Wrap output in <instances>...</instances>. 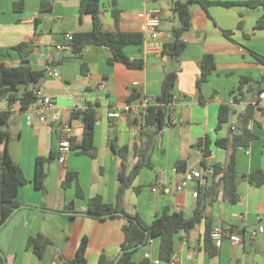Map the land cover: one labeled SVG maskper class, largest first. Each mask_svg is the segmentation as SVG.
I'll return each mask as SVG.
<instances>
[{
	"label": "crops",
	"instance_id": "crops-1",
	"mask_svg": "<svg viewBox=\"0 0 264 264\" xmlns=\"http://www.w3.org/2000/svg\"><path fill=\"white\" fill-rule=\"evenodd\" d=\"M19 0H0V63L8 67L21 64L15 46L28 43L29 61L34 70L44 72L37 88L43 90L55 104L44 111L46 121L33 117L31 125L27 115L32 111L13 114L10 131L13 140L9 152L21 167L28 183L21 186L18 201L21 209L0 228V263L2 264H69L77 255L83 239L87 237V264H100L105 256L108 261L117 259L124 241L122 218L100 220L88 213L90 199L100 196L107 203L116 201L118 173L122 166L120 157L111 144L129 147L127 170L129 173L138 158L135 148L141 143V120L133 116L112 122L109 111L127 102H137L143 95L154 100L161 94L167 73H176L175 103L172 116L153 138L154 146L148 157L151 167H144L124 196L127 213L138 215L147 225L169 208L193 217L201 201L195 198V185L178 191L177 186L187 169L203 172V181L209 184L211 166H224L228 152L214 145L217 139L228 138L239 128V122L248 106L254 107L250 129L257 135L248 148L237 152L239 201L230 204L222 193L215 201H206L205 216L213 227L221 225L227 232L244 236L241 244L224 241L217 248V255L210 257L205 250L204 238L207 221L175 236L177 260L159 264H264V234L251 239L252 230L264 227V185L251 184L246 176L256 171L264 172V63L259 62L249 50L264 56V26L257 29L264 18V8L243 5L224 7L213 5L207 10L190 5L191 28L185 34L186 48L173 60L162 53L164 44L173 41L172 31L182 25L174 11L176 2L186 0H103L100 18L103 29L140 34L143 42L128 45L125 54L132 60H141L142 69H131L125 64L109 63L111 52L101 46L88 45L80 55L67 48L66 36L90 32L92 17L81 15L79 0H48L52 12L41 14L42 0H23V11L14 10ZM214 2H246L251 0H212ZM157 9L161 13L159 37L145 41L141 30L140 15ZM230 32V38L225 35ZM62 46L61 50L56 47ZM215 58L217 69L209 80L197 87L204 56ZM59 72V77L48 71ZM243 78L247 84L242 89L243 99L233 104V91H237ZM264 93V92H263ZM98 105L95 127L97 157L71 152L65 164L54 159L45 165L46 194L35 187L34 180L39 157L58 155L61 144V127L71 124L73 138L80 142L83 122L73 118L74 112ZM222 105L232 107L231 120L217 131L219 110ZM233 126L236 128L233 129ZM6 129V128H4ZM154 131V129L152 130ZM211 143V156L205 158L203 144ZM2 149V147H1ZM178 162H185V169H177ZM203 164L207 169L203 168ZM78 174V184L85 193L84 199L76 198V184L64 189L65 173ZM161 186L156 192L153 188ZM71 202L75 204L73 217L60 213ZM43 234L52 244L41 259L27 248L31 236ZM160 239L150 238L135 254L134 261L148 258L151 264L159 260ZM116 261V260H115Z\"/></svg>",
	"mask_w": 264,
	"mask_h": 264
},
{
	"label": "trees",
	"instance_id": "trees-1",
	"mask_svg": "<svg viewBox=\"0 0 264 264\" xmlns=\"http://www.w3.org/2000/svg\"><path fill=\"white\" fill-rule=\"evenodd\" d=\"M79 1L81 15L88 14L92 17L93 28L90 32L74 35L72 42L73 52L80 55L88 45L101 46L111 52L110 64L120 62L131 69H142L143 62L141 60H132L124 52L126 46L143 42L142 35L120 31L112 32L103 29L100 18L103 0ZM112 2L115 5L116 0H112ZM190 5H199L205 10L213 5L224 7L243 5L249 8H264V0H251L239 3L214 2L212 0H186L185 2H176L174 11L179 14L182 25L172 31L173 41L164 44L162 53L177 62L187 46L184 37L191 28ZM52 9L53 6L48 0H42L40 7L41 14H49L52 12ZM14 10L17 12L23 11V0H19L14 4ZM263 26L264 18L258 22L257 29H261ZM225 35L230 38L231 33L225 32ZM28 48V43H22L12 48V50L20 54V65L8 67L0 63V101H7L10 106L16 105L20 111H27L32 104L39 101L36 92L37 86L45 76L44 72L34 70L31 67ZM249 51L259 62L264 63V56L251 50ZM216 69L215 58L212 55L204 56L201 65V74L197 80V87L199 89H201L203 83L209 80ZM176 80V73L171 72L165 75L161 94L156 98V103L140 117L141 143L135 148V156L138 160L129 173H127V163L130 156L129 147H120L115 142L111 144L112 150L120 157L122 162L118 173L116 201L114 203H107L100 196H97L88 202V213L92 214L93 217L100 220L122 218L126 221V224L123 226L124 241L121 246V251L129 250L141 244L143 246L147 245L150 238H159V260L165 263L171 262L172 255L175 253L176 234L182 230H190L204 219L207 221V231L204 238L205 250L210 257L217 255L218 249L211 238L213 223L211 219L205 216V203L206 201H215L221 193L223 200L227 203L236 204L239 201L238 181L241 175L237 170L236 155L240 148H248L251 142L258 138L249 127L254 116V107L250 105L239 122V128L231 131L228 138L217 139L215 141L214 145L216 147L225 149L228 152V161L224 166L217 164L211 166V180L209 184L199 190L200 193L198 196H200L201 201L193 217L187 218L183 212H172L169 208H165L151 225H147L138 215L127 213L124 207L125 193L132 187L135 178L140 174L141 170L144 167H151L148 157L154 146L153 138L163 129L172 116L171 105L176 96ZM247 81V78H243L238 90L232 92L233 104H239L242 101V89L247 84ZM263 92V89L259 90L260 94ZM97 107L98 105L88 106L86 109L74 112L72 115L73 118H80L83 122L82 139L80 142H77L74 138L71 140L72 151L87 155L92 159L97 157V148L95 145V127L98 121ZM231 113L232 107L230 105H222L220 107L217 131L225 124L230 123L232 118ZM12 117L13 114L7 110L0 112V226L7 223L12 217L14 210L20 207L18 192L21 186L28 183L21 167L13 160L9 152V145L13 140V135L9 129ZM153 129L154 131H152ZM202 145L205 158H209L212 154V143L206 139ZM56 158H58V155L56 156L55 153H51L47 158L39 157L37 159L34 184L44 194H46L45 182L47 178L45 165ZM203 168L207 169L205 164H203ZM177 169L183 171L185 169V162H178ZM246 177L251 184L256 186L264 185L263 171H256ZM74 183L76 184V198L84 199L85 193L78 184V174L67 171L62 182V187L67 189ZM75 211V204L71 202L60 213L73 217L77 214ZM147 233L149 234L148 238ZM51 244L52 242L48 237L43 234H38L28 239L27 248L33 250L35 255L42 259L47 247ZM87 248L88 239L87 237H83L75 259L69 262V264H87ZM140 248L138 247L133 251H126L117 264H151L147 258L139 263L134 261L135 254ZM115 260L108 261L105 256H102L100 264H115Z\"/></svg>",
	"mask_w": 264,
	"mask_h": 264
},
{
	"label": "built area",
	"instance_id": "built-area-1",
	"mask_svg": "<svg viewBox=\"0 0 264 264\" xmlns=\"http://www.w3.org/2000/svg\"><path fill=\"white\" fill-rule=\"evenodd\" d=\"M140 18L142 20L141 30L144 35V40H156L159 37V29L162 21L160 11L157 9L145 11L140 15ZM66 39L69 43L67 48L72 49V42L74 40V36L72 34H68L66 36ZM56 48L58 50H61L62 46H57ZM48 75L57 78L59 77V72L57 70L52 72L48 71ZM36 92L37 96L39 97V101L32 104V106L29 108L32 111V114H29L26 117L27 123L29 125L32 124L34 116L38 117L41 122H45L46 115L44 114V111L55 107L54 102L49 97L44 96L43 90L41 88H37ZM261 98L264 99V93L261 94ZM174 103L175 99L172 105ZM152 105H154V100L147 95H143L142 98L137 102H127L112 108L108 113V118L112 122H117L120 119L126 118L128 116L139 118L143 114H145ZM17 107L18 106L16 105L10 106L7 101H0V112L7 110L10 113L14 114L18 111ZM235 128L236 127L233 126V129ZM61 132V144L57 159L59 163L65 164L69 154L72 152L71 140L73 139V127L71 126V124H64L61 127ZM192 184L195 185L193 196L197 198L200 193V188H204L206 186V183L203 181V172L201 170L187 169L184 173L183 179L177 186V190H186ZM160 187L161 186L159 185L156 186L155 188H153V191H158ZM261 234H264V227H259L258 229L252 230L249 233V237L251 239H256ZM211 238L218 249L221 248L224 241L226 240L230 241L232 244H241L244 240L243 235L229 233L221 225H215L213 227L211 232ZM171 260H177L176 253L172 255ZM160 262L161 261H156V264H159Z\"/></svg>",
	"mask_w": 264,
	"mask_h": 264
},
{
	"label": "water",
	"instance_id": "water-1",
	"mask_svg": "<svg viewBox=\"0 0 264 264\" xmlns=\"http://www.w3.org/2000/svg\"><path fill=\"white\" fill-rule=\"evenodd\" d=\"M21 209V206L17 209L14 210L13 214L14 215L16 212H18L19 210ZM81 215H85V216H93L92 214L90 213H81ZM119 215H121V213H119ZM9 221V220H8ZM6 224V223H5ZM5 224L1 225L0 228H2ZM149 234L147 233V238H148ZM143 244L139 245V246H136V247H133L129 250H122L119 254V256L117 257L116 261H115V264H117L119 262V260L121 259L122 255L126 252V251H133L135 249H137L138 247H142Z\"/></svg>",
	"mask_w": 264,
	"mask_h": 264
}]
</instances>
